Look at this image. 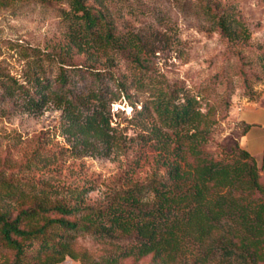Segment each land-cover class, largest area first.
I'll return each instance as SVG.
<instances>
[{"label": "rangeland", "instance_id": "obj_1", "mask_svg": "<svg viewBox=\"0 0 264 264\" xmlns=\"http://www.w3.org/2000/svg\"><path fill=\"white\" fill-rule=\"evenodd\" d=\"M208 1L89 0L110 18L115 42L87 45L72 39L67 3L0 0V211L15 217L37 204L154 206L150 186L190 192L198 175L213 210L219 194L234 197L250 214L264 201V158L253 165L241 143L247 115L264 109V0H211L209 12ZM221 12L239 22V37L226 36L211 21ZM2 74L23 91L7 93ZM30 95L38 105L24 101ZM158 96L189 101V116L169 120L156 108ZM97 111L102 117L86 124ZM210 166L227 168L235 184L228 187L222 174L210 178ZM252 166L257 188H249ZM140 185L139 200H126ZM197 199L183 197L180 212ZM71 219L89 223L81 214ZM200 223L199 217L176 223L174 243L159 255L142 254L135 231L101 236L57 224L46 230L49 243L67 245L52 264H244L219 247L234 225L228 213L221 216L222 230L208 223L201 230ZM40 243L26 240L17 257L0 239V264H41L49 253Z\"/></svg>", "mask_w": 264, "mask_h": 264}, {"label": "trees", "instance_id": "obj_2", "mask_svg": "<svg viewBox=\"0 0 264 264\" xmlns=\"http://www.w3.org/2000/svg\"><path fill=\"white\" fill-rule=\"evenodd\" d=\"M59 1L70 6L71 13L66 14L69 18L70 34L74 41L87 45L98 42L114 44L115 37L112 32L110 18L103 9L88 3L89 0ZM102 1L94 0V2L100 4ZM213 5L211 0H209L205 9L209 12L212 10ZM211 15V21L226 36L239 37L237 27L240 24L233 15L222 12ZM4 76L2 74V77ZM66 80L67 75L61 73L60 81L65 82ZM15 84L18 83L15 81ZM1 86L7 93H13V90L17 88L18 90L20 88V91L24 89L22 85H11L7 81V77H4L3 81H1ZM118 89L122 92L125 89V86L120 81ZM123 94L126 95L127 93L124 92ZM41 98L43 99V97ZM176 99V96H168L161 99L158 96L156 108L161 110L171 121H184L190 114L187 107L189 101L180 103ZM24 101L30 106L38 105V99L36 101L31 95L26 96ZM97 116L102 117V111H97L91 117H88L86 124H93ZM245 154L250 156L252 164L255 165L257 161L254 156L247 150ZM262 168H264V159ZM207 171L210 178L217 174H222L223 178L228 181V187L235 184L236 179L231 176L227 168L210 166ZM247 173L249 175V188L259 187L258 170L252 166ZM198 176L200 179L198 178L194 182V190H190V192L177 193L172 191L171 188H167V185H161L162 187L157 185L150 186L149 189L154 192L155 197L158 199L154 206L131 207L129 209L128 207L114 205L104 209L93 210L68 207L63 204L52 207H44L37 204L30 209L21 210L15 217H12L6 211H0V239L6 246L15 251L17 257H20L25 252V241L38 238L41 240L40 251L49 253L41 264H52L61 259L67 252L65 243L57 245L47 241L48 234L46 229L52 224H57L64 230L75 233L90 232L101 236H109L113 230L119 229L126 233L135 231L142 238L143 242L140 249L142 254L154 250L159 255V252L166 250L168 246L174 243L176 223L179 221L199 217L202 220V223H200V226H202L201 230H204L205 223L209 224L207 226H210L209 228L222 230L220 227L221 216L226 212L233 219L234 225L227 229V234H231L229 239L226 237V242L219 246L222 250V255L226 258L238 259L244 264L264 263V201L251 207V215L250 211H240L241 208L235 204L236 200L234 197H230L228 194H219L218 199L213 201L216 206V209L213 210L208 204L210 201L202 197L201 187L204 184V176ZM142 187L144 186H135L127 191L126 200L132 202L139 200L140 195L145 190ZM190 196L198 198L197 202L193 206L189 205L188 210L181 213L179 202L183 197ZM225 205L228 207L227 211L224 209ZM77 214H81V217L89 223L80 224L78 221L72 220L71 217ZM51 215H57L58 217H51ZM241 228L244 231L243 233H239ZM51 258L53 261L50 260Z\"/></svg>", "mask_w": 264, "mask_h": 264}, {"label": "crops", "instance_id": "obj_3", "mask_svg": "<svg viewBox=\"0 0 264 264\" xmlns=\"http://www.w3.org/2000/svg\"><path fill=\"white\" fill-rule=\"evenodd\" d=\"M247 116L249 126L242 135L241 143L259 161L264 158V109H256Z\"/></svg>", "mask_w": 264, "mask_h": 264}]
</instances>
